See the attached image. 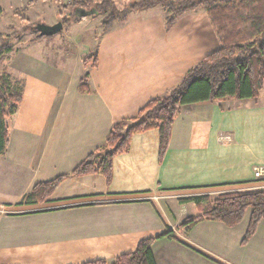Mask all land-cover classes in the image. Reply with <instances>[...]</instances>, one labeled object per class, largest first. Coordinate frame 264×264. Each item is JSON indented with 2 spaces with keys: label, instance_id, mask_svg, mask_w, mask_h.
Masks as SVG:
<instances>
[{
  "label": "crops",
  "instance_id": "1",
  "mask_svg": "<svg viewBox=\"0 0 264 264\" xmlns=\"http://www.w3.org/2000/svg\"><path fill=\"white\" fill-rule=\"evenodd\" d=\"M198 11L167 27L169 14L155 6L100 28L97 37L85 32L69 40L82 20L62 29L67 43L45 49L29 41L27 52L21 47L6 59L23 95L0 156V264L112 262L168 231L173 238L151 247L155 264H264V221L243 243L249 213L234 227L202 221L178 230L198 215L189 199L264 184L253 176L264 166V85L255 100L181 108L161 161L158 132L137 134L128 152L113 158L109 183L101 175L68 177L43 204H21L36 185L70 175L105 144L116 121L164 96L218 48L204 9ZM93 53L96 67L85 68ZM85 72L90 92L80 93Z\"/></svg>",
  "mask_w": 264,
  "mask_h": 264
},
{
  "label": "trees",
  "instance_id": "2",
  "mask_svg": "<svg viewBox=\"0 0 264 264\" xmlns=\"http://www.w3.org/2000/svg\"><path fill=\"white\" fill-rule=\"evenodd\" d=\"M59 5L69 13H60L62 26L78 23L88 15L102 16V32L115 23H123L129 13L144 11L155 6L162 7L169 16L166 26L189 10L203 8L211 29L217 39L218 48L204 56L187 71L179 84L164 96L150 100L131 118L116 121L111 127L105 144L91 153L70 175L58 177L50 182L36 185L24 197L21 204H43L68 177L101 175L109 183L112 178L113 158L129 150L133 136L148 131L159 134V161L169 144L173 122L180 109L201 103L221 102L227 99L255 100L264 85V0H134L122 9L112 0H69ZM66 14V15H65ZM61 15H65L62 18ZM22 23L30 25L21 17ZM35 40L43 39L35 30ZM33 41V40H32ZM11 39L0 34V156L9 143V121L16 113L23 95V84L16 80L10 85L9 77L2 68L4 61L15 53ZM96 54L83 61L85 68H95ZM89 74L85 72L79 82L80 93H89ZM198 209V215L186 218L178 230L186 233L197 223L212 221L234 227L249 213V223L243 243L256 232L264 221V190L230 192L214 199L200 196L189 199ZM171 231L141 240L133 252L123 254L112 262L97 260L84 264H155L151 247L160 238H173Z\"/></svg>",
  "mask_w": 264,
  "mask_h": 264
},
{
  "label": "rangeland",
  "instance_id": "3",
  "mask_svg": "<svg viewBox=\"0 0 264 264\" xmlns=\"http://www.w3.org/2000/svg\"><path fill=\"white\" fill-rule=\"evenodd\" d=\"M99 1V0H95ZM116 3V6L119 9H122L125 5L134 0H112ZM63 4H69V0H62ZM61 5V4H60ZM59 5L58 0H0V34L7 39H11V47L14 50H18L23 47L19 52L24 53L26 50L24 49V45L29 41L35 40L36 34L30 31V28L33 26H37L39 24L52 26L60 22V13H69L70 9L63 10ZM203 10V8H197V13ZM139 13L131 12L128 15V18L132 19L136 17ZM66 15V14H65ZM65 15H61L62 18ZM21 17H24L28 20L30 25L26 26L20 20ZM101 19L102 16L98 15H88L80 26L74 28L71 34L72 38H75L78 34H83L85 32L89 33L91 38L97 37L99 35V31L101 27ZM74 25V24H73ZM66 30L67 28L63 26ZM80 38V37H79ZM67 39V38H66ZM62 37V33L51 37H44L40 41V46L45 47V49H50L51 43L54 41H65L68 42ZM27 52V51H26ZM18 57H23L22 54L18 55ZM19 61V60H18ZM9 61H4L2 64V68L5 70V74L9 77L10 85L17 80V77L11 74V71L8 70L7 64ZM256 190H264L263 183H257L254 188H249L244 191H256ZM243 192V191H239ZM217 194L212 193L209 195L211 199H214Z\"/></svg>",
  "mask_w": 264,
  "mask_h": 264
},
{
  "label": "water",
  "instance_id": "4",
  "mask_svg": "<svg viewBox=\"0 0 264 264\" xmlns=\"http://www.w3.org/2000/svg\"><path fill=\"white\" fill-rule=\"evenodd\" d=\"M63 29L62 23L58 22L55 25L47 26L43 24H39L35 26V30L38 32L41 37H51L59 34Z\"/></svg>",
  "mask_w": 264,
  "mask_h": 264
},
{
  "label": "built area",
  "instance_id": "5",
  "mask_svg": "<svg viewBox=\"0 0 264 264\" xmlns=\"http://www.w3.org/2000/svg\"><path fill=\"white\" fill-rule=\"evenodd\" d=\"M253 176L257 181H264V166L256 167L253 171Z\"/></svg>",
  "mask_w": 264,
  "mask_h": 264
}]
</instances>
